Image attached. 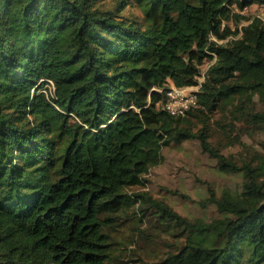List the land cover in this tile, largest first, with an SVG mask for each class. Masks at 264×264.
Wrapping results in <instances>:
<instances>
[{
  "label": "trees",
  "instance_id": "16d2710c",
  "mask_svg": "<svg viewBox=\"0 0 264 264\" xmlns=\"http://www.w3.org/2000/svg\"><path fill=\"white\" fill-rule=\"evenodd\" d=\"M251 4L264 0H0V264H119L133 237L164 248L132 250L140 264H264V152L237 164L205 121L239 90L264 120V20L237 26ZM214 55L196 105L162 108ZM185 139L241 174L208 189L210 220L128 190Z\"/></svg>",
  "mask_w": 264,
  "mask_h": 264
},
{
  "label": "rangeland",
  "instance_id": "374dc122",
  "mask_svg": "<svg viewBox=\"0 0 264 264\" xmlns=\"http://www.w3.org/2000/svg\"><path fill=\"white\" fill-rule=\"evenodd\" d=\"M242 14L245 18L238 22V27L247 24L253 17L264 20V4L246 6ZM229 24L233 29L235 28L234 20L229 21ZM213 60L212 58L210 61ZM210 61L202 65V70ZM50 86L52 87L51 84ZM255 100L256 97L251 96L248 90H239L220 98L216 109L208 113L205 118L208 142L237 164L251 155V149L259 153L264 152V120L256 121L249 117ZM199 126V122L194 125L195 129ZM248 151L250 153H247ZM161 153L163 160L149 168L144 185L134 186L128 190H140V188L147 190L152 197L163 199L188 218L210 220L217 217L215 205L207 201L208 189L219 195L224 189L236 190L241 182L240 173L220 171L216 159L201 150L197 139H185L176 144L163 146ZM120 234L121 237L126 236V232ZM165 238L170 237L165 234ZM162 247L159 240L149 243L147 238L133 237V242L127 247L130 256L124 257L119 264H140L134 251L144 252L141 255L146 260Z\"/></svg>",
  "mask_w": 264,
  "mask_h": 264
},
{
  "label": "built area",
  "instance_id": "2783aa9c",
  "mask_svg": "<svg viewBox=\"0 0 264 264\" xmlns=\"http://www.w3.org/2000/svg\"><path fill=\"white\" fill-rule=\"evenodd\" d=\"M245 8L246 7L237 11L242 14ZM212 38L215 39L213 36ZM214 58L215 55L213 56V59ZM209 64L204 68V70H202L203 68L201 66L200 73L197 76V82L195 84L182 87H177L174 85L169 86L165 90V98L160 103L162 108L166 109L171 114L184 115L190 107L195 106L197 100L196 91L204 79V74Z\"/></svg>",
  "mask_w": 264,
  "mask_h": 264
}]
</instances>
